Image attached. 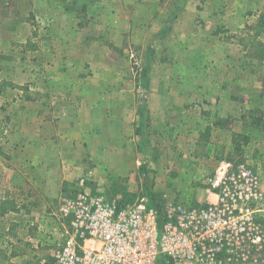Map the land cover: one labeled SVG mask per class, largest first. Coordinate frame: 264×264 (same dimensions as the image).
<instances>
[{"label": "crops", "instance_id": "0c3cea01", "mask_svg": "<svg viewBox=\"0 0 264 264\" xmlns=\"http://www.w3.org/2000/svg\"><path fill=\"white\" fill-rule=\"evenodd\" d=\"M167 1L29 0L30 32L17 37L15 56L0 57V73L6 71L0 77V122L8 114L6 126L0 128V200L11 198L19 208L0 216L1 243L11 238L4 221L15 215H31L30 225L10 223L22 233L31 226L37 238L52 219L51 232L58 234L49 216L66 189L104 188L138 169L142 159V153L140 160L137 157L138 145L142 149L147 140L170 139L178 132L184 138L182 132H195V126L201 125L188 123L190 128L184 129L185 122L175 117L184 103L170 93L184 86L179 87L177 77L169 86L165 70L169 63L161 62L158 48L162 44L170 51L182 45L185 36L198 38L203 31L189 32V22L183 20L195 6L185 0L175 5ZM125 38L129 51L122 50ZM152 40V50L147 51ZM29 82L33 83L24 84ZM14 83L26 87L22 90ZM212 91L216 93L215 87ZM13 92L16 98L6 99ZM208 102L209 119L214 121L206 124L214 135L219 132L217 138L208 136L205 153L211 161L212 143L223 145L222 157L226 156L229 142L221 136L229 134L231 140L242 124L236 131L233 123L218 124L231 101ZM202 119L198 116L196 122ZM201 132L196 141L206 133ZM158 162L152 160L154 170ZM180 195L181 201L187 200L186 190ZM9 254L8 249L0 250V264H36Z\"/></svg>", "mask_w": 264, "mask_h": 264}, {"label": "rangeland", "instance_id": "374dc122", "mask_svg": "<svg viewBox=\"0 0 264 264\" xmlns=\"http://www.w3.org/2000/svg\"><path fill=\"white\" fill-rule=\"evenodd\" d=\"M21 2L23 3L20 4ZM188 2L198 9L194 7V11L186 13L183 20L189 22V32L195 34L202 30L201 37L185 36L184 42L180 43L182 45H174L169 51L168 47L163 48L161 44L158 51L162 53L161 57L164 59L161 62L169 63L165 68L168 72L169 86L174 85L176 77L179 87L184 86L183 91L170 93L171 98L176 94V98L184 103L182 111L175 117L185 122L184 129H189L190 125L195 126L194 122L201 125L195 126V132H182L184 138L178 137V132L170 136V139L151 142L147 140L142 149L138 145L139 160L142 153L138 169L114 179L104 188L66 189V193L52 210V216H49L53 217L58 234L51 232L52 219L46 221V228L37 238L35 237L37 233L34 236L29 228L31 226H26L22 233L17 230L16 225L10 224L26 222L30 225L32 222L28 220L30 214L15 215L4 221L5 227H10L8 235L11 238L7 243L4 239L3 243L0 240V250L8 249L9 255L23 256L24 260L36 264H54V251L65 239L64 224L58 220L56 211L66 196L86 191L91 194H102L107 199H111L110 196H118L122 201L133 202L141 196L152 195L162 207L168 201L195 204L197 197L203 198L206 179L222 160L243 162L248 165L256 174L258 187L264 194V24L262 26L257 24L260 14L264 13V0H185V3ZM167 3L175 5L177 0H168ZM178 3H181L180 0ZM23 4L25 10H22ZM28 4L29 0H0V57L15 56L14 54L18 52V45H15L18 43L17 37L22 35L24 38L30 32L27 25L32 20V13L28 11ZM174 13L175 11L169 13L168 19H172ZM239 38L242 39V43L247 42L245 48L240 45ZM153 42L152 40L147 44V51L152 50ZM128 45V39L125 38L122 50L126 48L129 51ZM208 51L211 54L207 55ZM123 55L125 52L122 51ZM139 55L140 52L137 51V56ZM172 55L177 57L173 58ZM160 68L161 65L159 70ZM4 72L6 71L0 73V77ZM13 85L22 90L26 87L16 83ZM214 87L216 93L212 91ZM12 97L16 98L14 92L6 99L10 100ZM210 99L231 101V106H227L222 118L217 120L218 124L233 123L232 128L236 131L239 123L242 124V129L240 133L234 132L231 140L229 134L221 136L223 140L229 142L228 154L215 160L212 152L211 161H208L209 156L207 158L202 156L208 145L204 147L202 140L199 138L196 141V138L198 131H202L201 134L206 132L208 136L213 135L215 138L219 135V132L214 135L211 132L212 128L206 124L214 121L209 119L211 111L207 106ZM138 100L143 102L144 98L139 95ZM201 101L205 103L200 104ZM204 104H207L206 108ZM4 115L0 128L6 126L8 114ZM198 116H203L202 123L199 120L196 122ZM152 160H159L156 170L153 169ZM184 190L187 191L188 197L187 200L181 201L180 194H183ZM262 219L264 221V216ZM2 231L0 230V237ZM17 232L21 234L19 239L13 237ZM34 239L36 245L33 246ZM261 257L263 260L261 264H264V251Z\"/></svg>", "mask_w": 264, "mask_h": 264}, {"label": "built area", "instance_id": "2783aa9c", "mask_svg": "<svg viewBox=\"0 0 264 264\" xmlns=\"http://www.w3.org/2000/svg\"><path fill=\"white\" fill-rule=\"evenodd\" d=\"M203 199L168 201L162 215L147 196L133 202L86 191L56 211L65 239L54 264H261L264 194L243 162L222 160Z\"/></svg>", "mask_w": 264, "mask_h": 264}, {"label": "trees", "instance_id": "16d2710c", "mask_svg": "<svg viewBox=\"0 0 264 264\" xmlns=\"http://www.w3.org/2000/svg\"><path fill=\"white\" fill-rule=\"evenodd\" d=\"M258 25L262 26L264 24V13H261L259 16V21L257 22ZM242 39L239 38V42L240 45H242L244 48L246 47V43H242L243 41H241ZM253 42V41H252ZM27 46V45H26ZM260 59V58H259ZM202 140V145L204 147H206L208 145V143L210 142L208 139V135L207 133L203 134L202 137L199 139ZM200 141H198V143H201ZM213 145V158L215 160H219L222 157V154L224 152V146L218 143H212ZM202 156L204 158L208 157L207 153L202 154ZM148 199V206H152L154 208L157 209L158 213H159V218H161L162 215V206L159 205L155 200L154 197L152 195H148L147 196ZM18 207L16 205V203L14 202L13 199L5 197L4 199L0 200V216L4 215L6 212L8 211H18Z\"/></svg>", "mask_w": 264, "mask_h": 264}]
</instances>
